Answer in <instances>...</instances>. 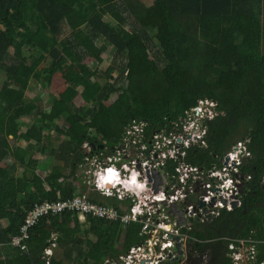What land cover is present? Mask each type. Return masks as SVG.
Returning <instances> with one entry per match:
<instances>
[{"label":"trees","instance_id":"obj_1","mask_svg":"<svg viewBox=\"0 0 264 264\" xmlns=\"http://www.w3.org/2000/svg\"><path fill=\"white\" fill-rule=\"evenodd\" d=\"M118 2L0 0V264H66L65 258L74 264H105L139 243L138 223L128 225L118 247L119 221L89 217L82 226L66 210L40 217L28 250L10 245L35 203L76 193L73 175L84 166L86 141L96 147L93 152L102 150L116 143L134 118L169 124L200 99L216 102L217 113L207 118L206 145L191 149L192 161L209 165L239 140H246L252 154L242 164V171L252 175L243 203L204 225L209 228L207 244L215 253L214 262L233 264L228 254L231 239H252V262L262 264L264 0H156L132 10V29ZM100 38L115 46L117 56H125L122 85L84 61L87 56L101 60L107 46L99 45ZM153 38L158 57H152ZM25 51L30 52L28 60ZM67 66L73 69L66 77L68 87L58 96L50 95L51 112L16 85L21 78H33L46 86V73L55 75ZM209 71L217 82L207 78ZM80 86L89 92L91 106L76 104ZM114 93L118 97L113 107L97 105ZM28 116L33 117L32 127L23 130L21 120ZM60 119L67 125H59ZM57 135L65 138L57 151L63 164H54L42 176L36 154L50 152ZM204 226L191 235L203 239ZM53 242L62 247L64 258L52 255L48 262L45 250Z\"/></svg>","mask_w":264,"mask_h":264},{"label":"built area","instance_id":"obj_2","mask_svg":"<svg viewBox=\"0 0 264 264\" xmlns=\"http://www.w3.org/2000/svg\"><path fill=\"white\" fill-rule=\"evenodd\" d=\"M216 104L200 99L196 106L185 109L183 115L169 124L155 125L134 118L120 139L104 145L102 150L93 152L92 148L96 147L86 141L82 146L84 166L73 175L78 183L76 193L66 199L35 203L10 245L28 250L31 230L40 217L68 210L84 224L89 217L119 221L118 247L126 238L128 225L139 224L141 241L117 257H109L105 264H177L184 260L189 243L203 240L190 232L212 222L223 210L232 211L241 206L252 177L242 171L244 160L252 156L246 140L237 141L209 165L192 161L191 149L206 145V120L216 115ZM108 168L116 171L118 180L101 183L100 177ZM133 173H136L134 182ZM156 174L161 175L158 189ZM82 179L86 183L84 190L80 187ZM173 205H176L174 211ZM178 210H182L181 214ZM245 245L249 246L253 259L256 249L252 239H231L228 254L233 264H239L241 248ZM46 251L51 249L48 247Z\"/></svg>","mask_w":264,"mask_h":264},{"label":"rangeland","instance_id":"obj_3","mask_svg":"<svg viewBox=\"0 0 264 264\" xmlns=\"http://www.w3.org/2000/svg\"><path fill=\"white\" fill-rule=\"evenodd\" d=\"M156 0H119V5L121 6V11L123 15L126 17L127 22L126 26L129 29H132L135 25L134 18L132 16V10L135 8L146 7L152 4ZM111 15H107V19L110 20L112 18ZM153 33L152 30H150ZM99 45L106 44L107 48L100 54L101 60H96L94 56H87L85 58V62L91 65L94 69L101 70L105 76V78L109 79L111 82H118V85H122L126 82L123 78L124 76V65H125V56H117L116 55V48L115 46L107 43L103 38L97 40ZM154 45L151 47L152 49V57H158V52H160L159 45L155 38L151 41ZM30 52L25 51V58L28 60ZM156 55V56H155ZM160 56V55H159ZM73 69L69 66L65 67L63 72H58L55 75H48L45 74L44 80L47 83L46 86L41 85V83L36 79H25L21 78L16 85L21 86L26 90V97L29 99H35L41 102L42 108L46 112H51V101L50 95H60L62 94L68 87V82L66 77L72 73ZM207 78L213 82H217L218 77L213 72L209 71L206 74ZM4 79V73L0 72V84ZM89 92L82 86L79 87V95L76 98L77 105H87L91 106L92 101L89 100ZM118 97V93H114L109 97H106L103 100L97 102L99 107H113L116 103V99ZM23 123V130L27 129L28 127H32L33 124V117H24L22 118ZM57 123L61 126H66V122L63 120H57ZM56 134V133H54ZM12 136H10L11 138ZM14 143V140H11ZM65 142L64 136L57 135L54 138V143L52 144V148L50 152L42 154L37 153L36 156L41 158V162L39 163V172L43 175L47 174L50 170L52 165L54 164H63L61 159L57 156V151L60 147V144ZM21 144H25L22 142ZM8 161H5V165H7ZM26 173H30L26 171ZM85 226V224L83 225ZM51 251H46L47 257L50 258L49 255H53L56 257H63V249L61 246H53L52 243L49 246ZM249 246L245 245L241 248V259L239 260V264H252V255L248 250ZM50 252V253H49ZM66 264H74L70 262L67 258L63 259ZM264 264V263H263Z\"/></svg>","mask_w":264,"mask_h":264},{"label":"flooded vegetation","instance_id":"obj_4","mask_svg":"<svg viewBox=\"0 0 264 264\" xmlns=\"http://www.w3.org/2000/svg\"><path fill=\"white\" fill-rule=\"evenodd\" d=\"M264 184V180H263ZM250 187V182L248 183V188L245 189V193L249 190ZM203 230L206 233V236L203 238V240L209 239V228L206 226L203 228ZM201 238V237H200ZM200 241L205 243V245L198 244L196 242H190L189 243V252L188 256L184 260H180L177 262V264H219V262H214V254L212 253V246L207 244V242ZM211 251H210V250ZM199 252L198 255L195 254V252Z\"/></svg>","mask_w":264,"mask_h":264},{"label":"clouds","instance_id":"obj_5","mask_svg":"<svg viewBox=\"0 0 264 264\" xmlns=\"http://www.w3.org/2000/svg\"><path fill=\"white\" fill-rule=\"evenodd\" d=\"M202 103H204V101ZM196 110L199 111V108H197ZM135 176H136V173H133L132 182L135 181ZM117 180H118V175L113 168H108L106 170V174L101 175V177H100L101 183H103V182H114Z\"/></svg>","mask_w":264,"mask_h":264},{"label":"water","instance_id":"obj_6","mask_svg":"<svg viewBox=\"0 0 264 264\" xmlns=\"http://www.w3.org/2000/svg\"><path fill=\"white\" fill-rule=\"evenodd\" d=\"M100 147H102V145H100ZM161 182V175L160 174H156V183H155V186H156V189H158L159 187V183ZM263 188H264V184H263ZM237 202H235L234 204H236ZM176 208V205H173L172 206V210L174 211ZM182 210H178L177 213L181 214ZM184 221V218L181 217L179 219V223L182 224ZM180 260V259H179Z\"/></svg>","mask_w":264,"mask_h":264},{"label":"crops","instance_id":"obj_7","mask_svg":"<svg viewBox=\"0 0 264 264\" xmlns=\"http://www.w3.org/2000/svg\"><path fill=\"white\" fill-rule=\"evenodd\" d=\"M42 154H43V153H42ZM36 158H38L39 163H40V162H41V158H40V157H37V156H36ZM39 163H38V172H39V166H40ZM52 166H53V165H52ZM51 168H52V167H51ZM49 172H50V171H49ZM49 172H48V173H49ZM39 173H40V172H39ZM48 173H47V174H48ZM40 174H41V173H40ZM41 175H42V176H45L46 174H45V175L41 174ZM79 223H80V222H79ZM81 224H82V226L84 225V223H82V222H81ZM53 243H55V244H53ZM53 243H52L53 246H57V245L59 246V244H58L57 242H53ZM117 243H118V242H117ZM47 248H48V247H47ZM49 248H50V247H49ZM209 250H210V249H209ZM45 251H46V250H45ZM210 251H211V250H210ZM198 253H199V252H197V251L195 252V254H197V255H198ZM53 255H54V254H53ZM49 256H51V255H49Z\"/></svg>","mask_w":264,"mask_h":264}]
</instances>
